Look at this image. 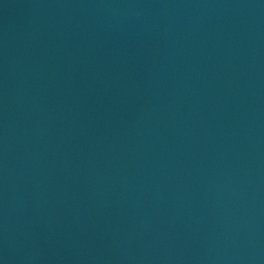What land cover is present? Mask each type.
I'll use <instances>...</instances> for the list:
<instances>
[{
	"label": "water",
	"instance_id": "water-1",
	"mask_svg": "<svg viewBox=\"0 0 264 264\" xmlns=\"http://www.w3.org/2000/svg\"><path fill=\"white\" fill-rule=\"evenodd\" d=\"M0 264H264V0H0Z\"/></svg>",
	"mask_w": 264,
	"mask_h": 264
}]
</instances>
